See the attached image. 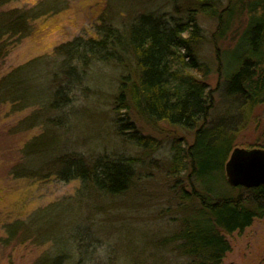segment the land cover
<instances>
[{
    "label": "trees",
    "instance_id": "trees-1",
    "mask_svg": "<svg viewBox=\"0 0 264 264\" xmlns=\"http://www.w3.org/2000/svg\"><path fill=\"white\" fill-rule=\"evenodd\" d=\"M13 1L0 0V58L12 41L31 31L35 19L65 5L63 0H44L28 8H2ZM155 1L132 11L104 6L90 35L60 42L49 55L36 56L2 75L1 101L8 103L10 112L35 107L21 121L32 119L41 131L24 144V153L51 154L46 172L40 167L21 174L76 179L78 187L66 200L78 199L88 207L100 203L103 212L133 189L143 165L142 157L120 153L114 144L141 149L142 155L157 145L155 138L137 130L131 116L191 131L190 143L174 137L167 168L183 184L178 192L183 212L177 227L155 245L174 252L176 259L170 256L174 259L168 261L175 262L167 263L221 264L231 249L230 235L264 216V185L233 186L225 175L239 132L253 118L258 120L255 110L264 106V0ZM204 20L213 25L208 35ZM204 42L212 47L215 62L212 87L206 79L212 68L199 53ZM43 59L53 68L47 105L26 100L21 77L24 68ZM95 66L117 71L110 98L105 95L109 140L100 144L102 149L98 144L99 150L95 145L79 150L77 140L62 148L60 135L71 129L67 120L87 111L90 98L101 99V90L85 79ZM262 120L256 142L245 144L247 148H264ZM68 237L79 255L76 264H116L114 252L106 251V240L89 229ZM112 245L115 249L116 243Z\"/></svg>",
    "mask_w": 264,
    "mask_h": 264
},
{
    "label": "rangeland",
    "instance_id": "rangeland-1",
    "mask_svg": "<svg viewBox=\"0 0 264 264\" xmlns=\"http://www.w3.org/2000/svg\"><path fill=\"white\" fill-rule=\"evenodd\" d=\"M39 1L44 0H14L2 8H28ZM63 1L65 5L59 11H48L35 19L31 31L26 36L10 43L6 55L0 58V77L29 59L49 55L52 48L60 42L77 35H90L93 24L104 10V6L109 10L127 8L132 11L139 5L145 6V2H148V5L151 2ZM203 24L208 35L213 25L209 20H204ZM227 43L229 39L224 41V44ZM199 53L212 68L206 78L212 87L217 79L212 47L204 42ZM52 70L51 62L45 59L23 69L21 77L26 82L28 102L39 100L43 105H47L51 92L48 78ZM116 76L117 71L108 66H95L87 73L85 79L101 90V99L90 98V108L87 111L76 113L67 120L65 125L71 126V129L64 131V135L61 133L60 138L65 145L60 144V147L66 148L67 145H73L71 141L77 140L81 143L78 149L84 151L91 145L98 149V144L103 145L104 141L109 140L105 139L108 138V125L105 120L108 110L105 107H108L106 100L110 98V90L116 86ZM73 78H76L75 75ZM17 92L21 94L23 89L20 88ZM3 95L4 92L1 91L0 264H76L79 255L68 236L70 233H85L88 229L106 240V251L114 252L116 264L175 262L168 261L174 259L170 257H175L173 251L155 244L161 235H169L177 227L179 216L183 212L181 207H178L182 204L178 192L183 184L178 178L168 174L167 168L174 137H181L182 142L190 143L193 138L191 131L172 127L164 121L151 124L131 116L137 130L155 138L157 145L142 155L141 149H128L122 142L114 144V149L120 153L142 157L143 165L138 168L140 178H137L133 189L103 212L98 210L100 203H92L88 207L78 199L66 200L78 187L76 179L62 180L52 174L45 177L21 174L28 169L40 167L46 172L51 154L24 153V144L41 131L38 124H32V119L21 121L35 107L10 112L8 103L1 101ZM74 96L78 97L76 94ZM255 113L259 116L258 120L253 118L239 132L234 147L247 148L245 144L256 142L262 128L264 106L258 107ZM40 118L41 116H37L38 120ZM102 145L99 149H102ZM88 217L92 219L88 221ZM229 239L231 249L225 254L221 264H264V216L254 219L241 233L234 232ZM114 242L115 249L112 245ZM102 249L103 246L98 247L99 251ZM83 254L85 255L84 251Z\"/></svg>",
    "mask_w": 264,
    "mask_h": 264
},
{
    "label": "water",
    "instance_id": "water-1",
    "mask_svg": "<svg viewBox=\"0 0 264 264\" xmlns=\"http://www.w3.org/2000/svg\"><path fill=\"white\" fill-rule=\"evenodd\" d=\"M225 175L233 186L264 185V148L233 147L225 162Z\"/></svg>",
    "mask_w": 264,
    "mask_h": 264
}]
</instances>
